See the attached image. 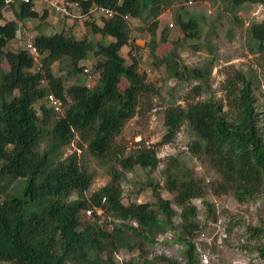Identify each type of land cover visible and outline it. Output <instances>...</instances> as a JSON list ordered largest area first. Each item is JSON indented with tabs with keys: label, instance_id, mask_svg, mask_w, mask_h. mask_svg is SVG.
<instances>
[{
	"label": "trees",
	"instance_id": "16d2710c",
	"mask_svg": "<svg viewBox=\"0 0 264 264\" xmlns=\"http://www.w3.org/2000/svg\"><path fill=\"white\" fill-rule=\"evenodd\" d=\"M87 10L98 5L113 10L109 18L84 19L96 40L76 38L69 30L50 34L36 32L34 44L41 54L36 69L25 48H7L17 37L20 25L43 19L33 0H0V264H118L120 249L142 251L144 246L173 227L172 203L186 207L181 212L182 227L198 228L195 206H187L203 195V185L185 164L175 158L164 167V188L172 199L161 196L157 183H149L154 202H123L117 174L112 181L87 196L93 174L80 165L75 152L62 158L64 147L76 132L88 130V153L104 160L110 155L114 137L124 120L132 116L145 95L155 87L139 71L140 47L131 38L125 15L148 26L152 65H165L168 76L178 80L206 82L207 67L181 66L172 52L158 57V16L167 8L186 0H76ZM233 21L242 25L237 12L245 3L262 0H225ZM13 9L6 19L4 10ZM176 22L184 37L201 38L196 17L178 13ZM252 47L264 51V21L249 28ZM107 39H109L107 41ZM128 47L127 56L122 53ZM94 58L99 77L93 87L82 80L65 86L53 64L63 63L70 74H82V62ZM2 63L8 69L2 68ZM255 77L238 72L227 80L225 102L212 95L185 106H169L164 111L165 137L170 139L186 124L193 140L189 151L219 176V192H229L236 200L264 198V115L259 108ZM61 99L63 112L47 107L45 96ZM153 150H139L123 158L124 170L133 166L156 167ZM15 181L17 183L15 184ZM90 211V214L86 212ZM251 235L264 237V223L249 227ZM188 264H195L193 245L186 241ZM264 259V242L256 246ZM120 264H139L131 258ZM142 264H153L144 258Z\"/></svg>",
	"mask_w": 264,
	"mask_h": 264
},
{
	"label": "rangeland",
	"instance_id": "374dc122",
	"mask_svg": "<svg viewBox=\"0 0 264 264\" xmlns=\"http://www.w3.org/2000/svg\"><path fill=\"white\" fill-rule=\"evenodd\" d=\"M226 5L225 0H186L165 9L158 16V33L164 28L167 32L165 39H160L157 35L155 54L161 57L173 52L178 63L188 68L208 66L209 77L206 82L194 78L174 79L168 76L165 65L154 67L149 53L151 36L148 26L138 18H131V38L140 47L137 54L140 56L138 68L145 73L147 82L155 87L154 93L141 98L134 114L124 120L120 133L113 139L108 158L101 160L88 153V130L76 132L71 143L64 147L62 158L75 152L80 165L93 174L92 184L85 193L87 196L110 183L116 173L115 178L124 203L154 202L149 183H157L161 196L172 199L173 194L164 188L163 174L164 167L172 157L192 170L203 185V195L191 198L186 203L197 209V229L191 231L182 227L181 212L186 207L172 203L173 227L160 233L156 241L145 245L142 251L120 249L115 253L118 264L131 258L139 264H142L144 258L152 260L153 264H188L183 239L193 245L195 264H264V259L256 250V246L264 242V237L251 235L249 229L264 223V198L261 196L238 201L229 192H219L218 174L189 151L193 136L186 124L170 139L165 137L167 131L164 126V111L167 107L185 106L204 100L209 94L223 103L226 82L238 72L257 79L256 95L264 115V51L253 48L249 37L250 26L264 21V0L242 6L237 12V16L243 20L242 25L233 21ZM37 9L39 14L44 12L40 7ZM178 13H187L198 19L202 32L200 39L184 37L175 19ZM4 15L6 19L14 18L13 9L7 7ZM52 15L48 13L46 18L30 19L26 29L34 34L39 31L52 33L57 29L50 28V21H54L56 26L63 24L57 23L55 14ZM64 23L70 26L66 30L76 38L86 37L94 41L98 37L84 25V19L78 22L66 19ZM170 23L173 25L170 26ZM24 42L25 35L19 27L17 37L8 43L7 48L20 49ZM127 51L128 47H124L122 53L129 62ZM94 62V58L84 60L82 65L89 72L83 71L78 76L69 73L65 62H56L52 68L56 75L63 78L66 87L83 77L82 80L89 83L91 88L99 77V71L93 66ZM2 68L7 70L8 65L2 63ZM63 108L62 105L60 112H63ZM139 150L155 151L159 159L157 166L145 168L135 165L130 170H124L120 161Z\"/></svg>",
	"mask_w": 264,
	"mask_h": 264
},
{
	"label": "built area",
	"instance_id": "2783aa9c",
	"mask_svg": "<svg viewBox=\"0 0 264 264\" xmlns=\"http://www.w3.org/2000/svg\"><path fill=\"white\" fill-rule=\"evenodd\" d=\"M12 0H6V2H10ZM27 2L28 0H21ZM33 6L35 9L37 7L42 8L43 11L47 10V14L49 13L50 16H53L52 14H55V17L57 21H66V19H70L74 22H78L82 19L89 18L93 20L94 18H101L106 17L109 18L113 15V10L98 6V5H91L87 10H85L81 4L76 0H33ZM38 10V9H37ZM47 17V16H46ZM124 18L126 20H130V16L125 15ZM64 21V22H65ZM28 22L24 23V29H22L23 34L25 35V42L22 46L23 48L27 49L28 52L32 55L33 60L36 64V69H38L40 66V59L41 54L39 53L37 47L34 44V32H31L26 29ZM50 25H53L52 23ZM173 24L170 23V26ZM55 28V26H53ZM53 28V29H54ZM59 31L62 29H66L65 26L55 28ZM84 71L87 73L89 70L87 68L84 69ZM90 84L88 83L87 86ZM45 102L48 108L53 109L55 112H60L62 108V101L60 98L55 96L53 93H48L45 96ZM87 214H90V211L86 212Z\"/></svg>",
	"mask_w": 264,
	"mask_h": 264
},
{
	"label": "crops",
	"instance_id": "0c3cea01",
	"mask_svg": "<svg viewBox=\"0 0 264 264\" xmlns=\"http://www.w3.org/2000/svg\"><path fill=\"white\" fill-rule=\"evenodd\" d=\"M25 23V22H24ZM53 24V25H50V28L51 29H53L54 27L53 26H55L56 28H61V27H63V26H65V28L67 29L68 27H70V26H68V25H65L66 23H64V22H57V23H63V24H60V25H58V26H56V23L54 22V21H50V24ZM27 25H29V24H27ZM20 29H21V31H22V29H24V26L23 25H20Z\"/></svg>",
	"mask_w": 264,
	"mask_h": 264
}]
</instances>
